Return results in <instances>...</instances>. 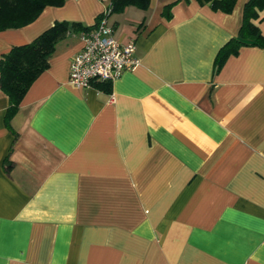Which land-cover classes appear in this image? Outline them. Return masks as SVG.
Masks as SVG:
<instances>
[{
  "label": "crops",
  "instance_id": "obj_1",
  "mask_svg": "<svg viewBox=\"0 0 264 264\" xmlns=\"http://www.w3.org/2000/svg\"><path fill=\"white\" fill-rule=\"evenodd\" d=\"M172 1L109 16L140 60L109 90L67 83L73 28L10 118L0 88V264H264V46L217 66L246 0H178L167 19ZM108 4L46 6L0 31V57Z\"/></svg>",
  "mask_w": 264,
  "mask_h": 264
},
{
  "label": "trees",
  "instance_id": "obj_2",
  "mask_svg": "<svg viewBox=\"0 0 264 264\" xmlns=\"http://www.w3.org/2000/svg\"><path fill=\"white\" fill-rule=\"evenodd\" d=\"M66 0H0V31L19 28L32 22L46 6H60ZM178 0L165 4L161 14L169 19L171 9ZM198 4H208L214 11L229 13L237 0H196ZM132 5L147 9L149 0H109L110 13H121L125 7ZM264 11V0H246L243 5L242 21L236 37H232L223 45L214 63L219 66L230 54H236L242 45L264 46V35L261 34L256 20ZM113 25V23H112ZM87 26L80 22H55L41 32L31 42L15 45L0 57V88L8 96L9 106L6 116L10 118L17 110L19 103L35 77L48 66V58L57 41L62 39L69 28L82 31ZM98 86H106L110 82H97Z\"/></svg>",
  "mask_w": 264,
  "mask_h": 264
},
{
  "label": "built area",
  "instance_id": "obj_3",
  "mask_svg": "<svg viewBox=\"0 0 264 264\" xmlns=\"http://www.w3.org/2000/svg\"><path fill=\"white\" fill-rule=\"evenodd\" d=\"M109 13L107 6L92 25L80 32L82 46L70 59L69 85L87 88L97 82H112L124 71L139 65L135 42L133 39L120 42L116 38Z\"/></svg>",
  "mask_w": 264,
  "mask_h": 264
}]
</instances>
